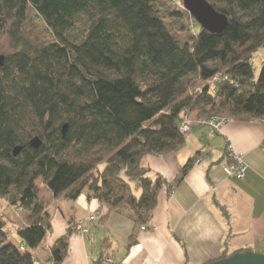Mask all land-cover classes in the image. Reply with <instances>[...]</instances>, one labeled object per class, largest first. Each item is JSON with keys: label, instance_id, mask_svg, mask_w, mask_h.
Here are the masks:
<instances>
[{"label": "trees", "instance_id": "1", "mask_svg": "<svg viewBox=\"0 0 264 264\" xmlns=\"http://www.w3.org/2000/svg\"><path fill=\"white\" fill-rule=\"evenodd\" d=\"M172 1L179 5L168 10L165 0H0V38L7 35L13 48L0 64V198L11 209L0 213V264H35L33 250L51 227L37 180L54 196L75 200L85 192L137 230L161 190L170 193L198 159L172 181L141 164L184 143L183 120L190 128L213 115L264 121V61L257 75L251 63L264 47V0H206L228 19L219 34ZM28 7L52 34L47 46L23 35ZM163 8L185 24L174 27ZM33 137L41 141L36 149ZM8 224L18 243L8 239ZM67 229L50 249L52 264L67 254Z\"/></svg>", "mask_w": 264, "mask_h": 264}, {"label": "crops", "instance_id": "2", "mask_svg": "<svg viewBox=\"0 0 264 264\" xmlns=\"http://www.w3.org/2000/svg\"><path fill=\"white\" fill-rule=\"evenodd\" d=\"M228 143L246 162L242 179L223 171L228 164ZM196 153L198 159L184 179L170 193L161 190L144 231L135 230L128 216L107 213L104 205L87 198L85 192L70 200L62 194L54 196L37 180L38 201L51 227L33 250L35 264H52L51 247L75 221H82L87 233L80 235L71 229L61 264H205L225 249L228 253L242 249L264 252L260 251L264 249V121L227 120L215 133L195 125L177 149L147 155L141 164L151 176L172 181ZM92 214L95 219L90 221Z\"/></svg>", "mask_w": 264, "mask_h": 264}, {"label": "rangeland", "instance_id": "3", "mask_svg": "<svg viewBox=\"0 0 264 264\" xmlns=\"http://www.w3.org/2000/svg\"><path fill=\"white\" fill-rule=\"evenodd\" d=\"M177 3H179V1L174 2L172 0H165L164 7L168 10L174 9L175 5L176 7L179 5ZM165 8H163L164 10L163 14L166 16V20L170 22L174 27L178 28L179 26L185 24L186 17H184L181 20L178 18H171L167 14L168 11ZM195 27L197 28V24ZM23 35L25 38H27L30 41V43L33 46H36V47L37 46L38 47L47 46L53 40L52 34L48 30L45 23L30 7H28L27 18L23 24ZM12 52H13V48L11 46V43L7 35H2L0 38V56H2V61L5 58V56H7L8 54ZM262 58L264 61V47L258 49L255 53L252 54V57H251V63H252V67L254 69L255 75H257L259 72L260 66L262 64ZM200 88H201V82L199 81L195 82L193 84V87L189 90V93L198 91ZM26 126H27L26 127L27 130H25L24 136H28L27 132L30 131L31 129V127L28 124ZM32 136H35V134H33ZM135 194H138V191H135ZM7 208L10 209L7 206L6 202L2 201L0 198V213H4L5 211H7ZM25 213L26 211L25 212L22 211L20 214L21 215L23 214V215L22 216L20 215V216L24 218ZM6 228L9 230L8 239L11 240L12 242L18 243L19 238L14 232V227L11 224H8ZM261 250H264V249H260V251Z\"/></svg>", "mask_w": 264, "mask_h": 264}, {"label": "water", "instance_id": "4", "mask_svg": "<svg viewBox=\"0 0 264 264\" xmlns=\"http://www.w3.org/2000/svg\"><path fill=\"white\" fill-rule=\"evenodd\" d=\"M182 5L197 24L211 33L219 34L227 25V17L216 11L206 0H182ZM0 64H2V56H0ZM64 130L65 126L62 132ZM40 143L38 137H33L29 141L34 149L38 148ZM20 149V146H16L12 151L13 156H16ZM207 264H264V252L243 249Z\"/></svg>", "mask_w": 264, "mask_h": 264}, {"label": "built area", "instance_id": "5", "mask_svg": "<svg viewBox=\"0 0 264 264\" xmlns=\"http://www.w3.org/2000/svg\"><path fill=\"white\" fill-rule=\"evenodd\" d=\"M225 122H226V119L223 116L213 115L209 117H204L194 122L193 124L207 126L209 127L212 133H215L221 129V127L225 124ZM191 125L192 123L188 119L183 120L179 125L180 133H182L183 135L188 133ZM225 151H226L227 159L230 162L223 167L224 173L228 177L242 179L247 169V165H246V162L242 154L236 153L233 150L232 145L229 143L227 144ZM94 218H95L94 215L89 216L90 221H92ZM71 228H73V230L79 233L80 235H85L87 233V229L84 227L82 221H75L71 225ZM148 228H149V223L146 222L145 224L141 225L140 230L144 231V230H147ZM21 249H23V247H21Z\"/></svg>", "mask_w": 264, "mask_h": 264}]
</instances>
